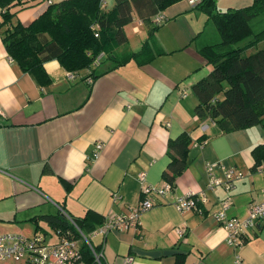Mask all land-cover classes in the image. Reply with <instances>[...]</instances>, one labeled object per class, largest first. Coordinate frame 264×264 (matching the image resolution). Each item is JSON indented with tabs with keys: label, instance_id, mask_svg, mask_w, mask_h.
Here are the masks:
<instances>
[{
	"label": "crops",
	"instance_id": "0c3cea01",
	"mask_svg": "<svg viewBox=\"0 0 264 264\" xmlns=\"http://www.w3.org/2000/svg\"><path fill=\"white\" fill-rule=\"evenodd\" d=\"M105 1L102 11L114 4ZM216 2H175L163 10L166 20L157 28L150 19L134 16L123 26L126 42L114 47L115 57L77 70L73 79L57 60H47V85H38L9 60L0 31V232L40 234L46 240L51 230L54 242L57 229L44 215L65 219L62 209L81 220L87 233L111 211L128 213L139 202L143 184L164 182L162 172L171 161L168 140L187 132L192 139L187 167L175 178L172 192L153 198L136 229H113L92 239L102 246L103 264H124L128 255L134 257L132 264H264V219L247 228L243 244L236 247L226 242V231L214 217L227 196L226 215L239 219L247 216L249 202L262 199L264 178L252 170L251 151L264 145V120L222 132L194 112L192 85L212 70L199 48L220 40L211 19L222 11ZM48 5L43 0L25 7L16 19L27 25ZM128 51L136 55L116 60ZM89 75L92 83L86 80ZM96 141L104 147L93 159ZM206 162L218 165V177H224L220 166L245 176L232 190H209ZM202 190L207 202L201 209H175L176 196ZM180 225L185 227L181 237L175 233Z\"/></svg>",
	"mask_w": 264,
	"mask_h": 264
},
{
	"label": "trees",
	"instance_id": "16d2710c",
	"mask_svg": "<svg viewBox=\"0 0 264 264\" xmlns=\"http://www.w3.org/2000/svg\"><path fill=\"white\" fill-rule=\"evenodd\" d=\"M178 1L114 0L111 9L102 11L100 0H62L50 2L40 15L23 25L16 19L17 12L43 0H0V31L8 55L20 69L28 72L38 85H47L50 77L43 67L45 61L55 59L63 69L77 71L90 67L100 52L105 57H115L114 47L126 42L125 24L134 16L151 19ZM210 1L214 6L215 0ZM262 16L264 0H252L247 6L211 14L220 40L199 48V54L212 65V70L192 85L197 98L194 112L222 132L244 129L264 120V47L256 48L264 27L255 32L251 24ZM96 23L98 37H94L91 28ZM126 54L121 58L116 56V60L123 62L125 57L136 55L129 51ZM191 144L187 132L168 140L171 161L162 178L173 187L175 178L187 167ZM251 153L255 162L264 159V145L254 146ZM43 218L57 230L74 229L65 217L44 215ZM83 250L86 263H92L91 254L86 248Z\"/></svg>",
	"mask_w": 264,
	"mask_h": 264
},
{
	"label": "built area",
	"instance_id": "2783aa9c",
	"mask_svg": "<svg viewBox=\"0 0 264 264\" xmlns=\"http://www.w3.org/2000/svg\"><path fill=\"white\" fill-rule=\"evenodd\" d=\"M47 1L48 3L51 2L50 0ZM199 1L201 0H189L192 4ZM106 6V1L101 0L100 8L104 10ZM165 20L162 11L153 15L150 19L153 26H160ZM91 28L94 30V37H98L99 27L97 23L92 25ZM104 56V52L96 55L90 67H98ZM9 60L12 61L13 59L9 57ZM66 76L68 79H73L78 75L76 71H67ZM86 80L92 83L93 76H87ZM0 115H3L1 110ZM103 147L104 143L102 141H96L92 155L93 159L99 157ZM217 166V164L211 162H206L205 164L208 175L206 187L209 190L215 186H223L226 190H232L235 181L245 176V173L239 169L220 166L224 172V177H218L214 173ZM252 170L261 174L264 178V159L255 162ZM144 177V172L138 174L139 180L143 183ZM172 190L173 186L166 181L158 186L143 184L141 187V198L135 208L125 214L109 212L102 225L87 233L82 231L75 219L61 209V213L74 229L57 230V240L54 242H46L44 236L40 234L28 237L17 233H0V264H103L102 246L94 245L92 239L96 236L104 237L108 231L113 229H136L140 224V213L153 207V198L164 197L171 193ZM260 193L262 195L261 200L248 203L247 216L244 219L226 215L225 211L231 204L230 196L220 201V209L215 211L214 217L226 231L225 240L229 245L241 246L244 242L245 230L249 227H255L258 222L264 219V186L260 189ZM113 197L114 199L119 198L116 194ZM206 202L207 197L204 190L199 192L189 191L176 196L173 205L177 211L183 212L191 209H201L200 205ZM175 233L179 237L183 236L185 227L183 225L176 227ZM85 248L92 256V263H86L84 259L85 252L83 249ZM133 261L134 257L128 255L124 259V264H132Z\"/></svg>",
	"mask_w": 264,
	"mask_h": 264
},
{
	"label": "rangeland",
	"instance_id": "374dc122",
	"mask_svg": "<svg viewBox=\"0 0 264 264\" xmlns=\"http://www.w3.org/2000/svg\"><path fill=\"white\" fill-rule=\"evenodd\" d=\"M252 0H217L216 5L222 11L228 9H236L247 6L250 4ZM252 27L254 31H258L264 27V17H256L253 21H251ZM264 47V35L261 36L256 44V48ZM2 233V232H0ZM4 233V232H3ZM55 238L54 233L51 230H48L46 234V240L48 242L53 241Z\"/></svg>",
	"mask_w": 264,
	"mask_h": 264
},
{
	"label": "water",
	"instance_id": "95a60500",
	"mask_svg": "<svg viewBox=\"0 0 264 264\" xmlns=\"http://www.w3.org/2000/svg\"><path fill=\"white\" fill-rule=\"evenodd\" d=\"M75 221H76V223L78 224V226H82V221L81 220H79V219H75Z\"/></svg>",
	"mask_w": 264,
	"mask_h": 264
}]
</instances>
